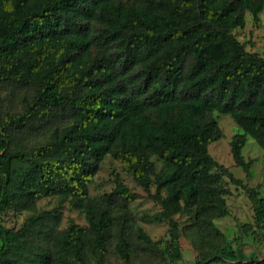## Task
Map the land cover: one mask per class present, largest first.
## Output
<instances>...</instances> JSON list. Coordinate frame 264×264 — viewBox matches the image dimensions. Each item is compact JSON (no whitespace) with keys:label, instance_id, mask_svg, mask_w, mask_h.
I'll return each mask as SVG.
<instances>
[{"label":"trees","instance_id":"1","mask_svg":"<svg viewBox=\"0 0 264 264\" xmlns=\"http://www.w3.org/2000/svg\"><path fill=\"white\" fill-rule=\"evenodd\" d=\"M119 1L0 0V85L31 91L19 112H3L0 105V264H18L12 251L22 248L16 242L31 230L45 241L36 264H51L58 216L34 215L35 201L47 197L71 199L85 217L86 229L69 225L62 233V248L78 263L84 248L102 261L112 221L107 207L89 200L87 189L105 155L141 189L155 186L156 197L164 191L166 198L157 201L161 212L150 222L195 207L193 225L201 239L210 225L202 214H223L224 185L230 183L251 198L255 225L264 234V196L245 188L204 150L220 137L212 117L217 113L241 131L229 143L237 167L247 168L240 154L245 136L264 152V58L246 52L232 35L243 25V11L256 19L262 2L134 0L147 6L142 10L131 0ZM93 25L101 31L86 39ZM133 68L139 74L121 84L117 71L131 74ZM66 109L72 112L67 124L52 133L51 142L20 157L24 167L10 187L4 171L9 134L24 132L50 110ZM150 155L163 164L160 174H154ZM110 197L124 204L135 199L119 182ZM4 209L32 214L20 230L10 231L2 226ZM118 233L115 248L126 263V242ZM169 237L170 253L178 254V235L170 230ZM221 255L219 249L202 261L219 262ZM57 258L58 264H75Z\"/></svg>","mask_w":264,"mask_h":264},{"label":"rangeland","instance_id":"2","mask_svg":"<svg viewBox=\"0 0 264 264\" xmlns=\"http://www.w3.org/2000/svg\"><path fill=\"white\" fill-rule=\"evenodd\" d=\"M260 1L262 10L257 14L256 19H253L248 11H243V25L235 28L232 35L246 52L264 58V0ZM129 2H132L133 7L142 10L147 7L139 1ZM100 31L99 26L97 30V26L93 25L86 33V39L92 40ZM90 46L91 56H97L95 44L92 43ZM108 53L113 54L114 48ZM139 72L138 68L131 69V74H123L118 70L117 80L125 84L129 78H135ZM76 93L74 94L78 95ZM30 97L31 91L28 88L14 84L0 85V105L3 112L4 110L19 112ZM71 116L72 112L69 109L50 110L46 118L31 122L24 132L9 134L10 148L7 151L8 161L4 165V171L10 179V187L15 181V174L24 167L20 157L24 158L30 150L44 142H51L54 139L52 133L55 132L57 136ZM212 117L216 121L220 137L204 146L206 154L225 168L234 179L240 181L245 188L252 189L259 197L264 196L262 148L254 139L245 136L240 154L244 163H247V168L243 170L237 167L232 160L229 143L233 136L240 134L241 131L228 115L212 113ZM148 159L153 165L154 174H160L164 170L163 164L156 161L154 156L150 155ZM150 179L152 180L153 176H150ZM116 182L124 185L128 192L135 196L132 202L124 204L119 198L110 197ZM224 187L228 190V195L222 198L223 214L219 211L205 210L202 215H205L210 225H206L201 231L200 239L193 225L197 211L195 207L172 214L169 220L150 222V217L161 212L157 201L166 198L164 191L161 190L156 197L155 186H151L147 191L141 189L122 165L113 161L109 155H105L87 189L89 200L98 203V207H107L112 221V235L105 246L102 261H97L94 255L84 248L83 260L78 263L70 252L62 248L61 235L69 225L74 228H87L84 215L79 209L71 206L73 203L71 199L58 197L38 199L35 201L34 215L54 213L58 216L56 222L54 221L57 230L55 243L49 245L52 250L51 264H58V256H63L75 264H195L196 262L206 264L202 258L212 255L219 249L222 251L223 259L209 264H242L263 260L264 234L255 225L251 198L241 188L230 183L225 184ZM31 214L32 212L29 211L4 209L1 211L2 226L10 231H18ZM120 229L127 246L126 263L115 248ZM170 230L178 235V254L169 251ZM41 237L42 235L36 234L34 230L20 237L16 243H20L22 248L12 251V258L18 264H36L34 255L45 245Z\"/></svg>","mask_w":264,"mask_h":264},{"label":"water","instance_id":"3","mask_svg":"<svg viewBox=\"0 0 264 264\" xmlns=\"http://www.w3.org/2000/svg\"><path fill=\"white\" fill-rule=\"evenodd\" d=\"M264 260V259H263Z\"/></svg>","mask_w":264,"mask_h":264}]
</instances>
